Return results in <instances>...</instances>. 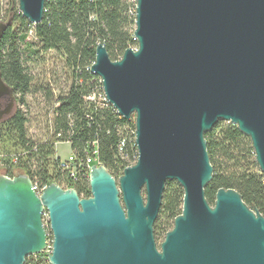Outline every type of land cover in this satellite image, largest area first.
Listing matches in <instances>:
<instances>
[{
    "label": "water",
    "instance_id": "95a60500",
    "mask_svg": "<svg viewBox=\"0 0 264 264\" xmlns=\"http://www.w3.org/2000/svg\"><path fill=\"white\" fill-rule=\"evenodd\" d=\"M45 2L17 0V10L37 24ZM11 22L0 20V41ZM133 39L116 60L98 42L90 71L133 121L135 163L117 178L92 164L88 197L56 183L37 194L25 172L0 174V264L45 248L44 211L51 264H264V215L233 188L213 204L205 196V134L218 121L250 139L264 175V0H135ZM15 102L0 71V120ZM167 182L183 190L181 212L157 245Z\"/></svg>",
    "mask_w": 264,
    "mask_h": 264
},
{
    "label": "trees",
    "instance_id": "16d2710c",
    "mask_svg": "<svg viewBox=\"0 0 264 264\" xmlns=\"http://www.w3.org/2000/svg\"><path fill=\"white\" fill-rule=\"evenodd\" d=\"M10 16L0 41V71L16 104L0 120V171L12 177L20 170L39 188L56 183L88 197V180L61 170L55 145L68 142L76 158H94L115 178L135 163L133 121H124L110 104L84 99L94 90L101 93L100 78L90 71L96 44L102 43L112 60L136 46L135 1L46 0L42 20L31 24L17 10V0H0V20ZM31 124L38 134L30 132ZM205 139L213 166L208 202L213 204L217 189L233 188L264 215V175L250 139L226 121H218ZM182 197L176 182L165 184L154 234L173 227Z\"/></svg>",
    "mask_w": 264,
    "mask_h": 264
},
{
    "label": "built area",
    "instance_id": "2783aa9c",
    "mask_svg": "<svg viewBox=\"0 0 264 264\" xmlns=\"http://www.w3.org/2000/svg\"><path fill=\"white\" fill-rule=\"evenodd\" d=\"M84 99L88 101L98 102L101 105V95L97 94V90H94L93 92L85 95ZM58 143H56L55 146H57ZM56 157L58 158L59 167L61 168V170L68 172L70 177H77L79 175L80 177L86 178L87 180H89V172H90L91 164L93 162L99 164L98 161H95V159L90 156H88L84 161L78 159L72 153L71 150L66 157H60L58 155H56ZM32 184H33L32 185L33 189L36 191L37 194H40L41 191L47 186L45 185L42 188H39L37 183L32 182ZM42 214H43V222L46 226V211H44ZM47 234H48V239L45 248L40 253L31 254V258L29 259L28 264H51L49 260V255L52 251V239L49 238L48 231Z\"/></svg>",
    "mask_w": 264,
    "mask_h": 264
},
{
    "label": "rangeland",
    "instance_id": "374dc122",
    "mask_svg": "<svg viewBox=\"0 0 264 264\" xmlns=\"http://www.w3.org/2000/svg\"><path fill=\"white\" fill-rule=\"evenodd\" d=\"M5 1H7V0H5ZM38 70L39 69L37 68L35 71L39 72ZM1 101H2V103H5V100H1ZM29 130L33 134H36V133L38 134L39 133V129H37L35 127V125H32V124L29 126ZM69 153H70V147H69L68 143L59 142L57 144V146H56V154L58 156H60V157H66ZM92 164H98V163L93 162ZM18 173H24V172L23 171H20V170H16V171H14L13 176L16 175V174H18ZM0 174H5V172L2 170V171H0ZM5 175H7V174H5ZM164 235L165 234H163V233L159 234L158 236L156 234H154V237H155V240H156L157 245H159L160 242L163 240Z\"/></svg>",
    "mask_w": 264,
    "mask_h": 264
},
{
    "label": "bare ground",
    "instance_id": "6f19581e",
    "mask_svg": "<svg viewBox=\"0 0 264 264\" xmlns=\"http://www.w3.org/2000/svg\"><path fill=\"white\" fill-rule=\"evenodd\" d=\"M134 1H135V0H134ZM100 95H101V102H102L103 104H110V103L107 101L106 97H105V94H104V91H103L102 84H101V93H100ZM112 108H113V107H112ZM113 109H114V108H113ZM114 110H115V109H114ZM115 112H116V110H115ZM135 146H136V145H135ZM136 153H137V149H136ZM46 229H47V231H48V233H49V238H51V235H50V229H49V227H48V222H47V212H46ZM30 258H31V255H28V256L26 257V259H25L24 264H28Z\"/></svg>",
    "mask_w": 264,
    "mask_h": 264
}]
</instances>
